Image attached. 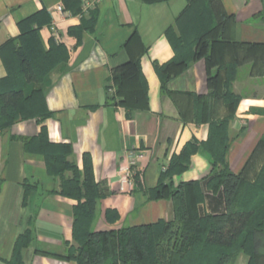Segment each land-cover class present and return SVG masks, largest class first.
<instances>
[{"label": "crops", "instance_id": "obj_1", "mask_svg": "<svg viewBox=\"0 0 264 264\" xmlns=\"http://www.w3.org/2000/svg\"><path fill=\"white\" fill-rule=\"evenodd\" d=\"M188 3L82 0L83 13L72 14L63 0H0V48L19 37L21 19L45 11L51 22L38 28L43 47L48 49L55 39L68 49L67 61L58 64L39 84L44 87L46 110L51 114L19 118L0 130V264H7L17 239L27 230L32 238L22 249L25 264H78L37 252L65 254L76 245L73 206L78 200L54 192L60 189L62 177L49 174L45 156L38 150L42 148L43 129L50 142L72 145L68 159L78 166L81 179L83 155H91L95 180L105 193L97 201L93 229L173 219L172 200H149L145 190L157 185L161 172L189 141L208 138L210 120L227 115L223 100L210 96L217 85L209 76L223 63L237 64L232 88L242 97L228 126L229 164L235 173L256 178L264 164V48L259 53L257 45L264 43V0H212L207 7L211 5L217 26L211 35L230 44L227 49L216 45L213 63L206 57L191 62L169 80L170 91L163 92L155 63L164 64L175 56L166 30L174 25L180 31L176 20ZM58 5L64 6L62 12ZM93 9L98 12L95 27L84 30L79 39L69 30L79 25L82 17H89ZM134 32L139 38H133L127 49L125 43ZM131 56L140 57L148 84V108L129 113L124 106L109 102V97L114 93V70ZM7 75L0 51V88ZM198 96L208 98L202 109ZM197 113L207 119L197 121ZM22 138L32 139L30 148H25ZM130 167L134 171L131 184L125 181ZM210 171L209 156L199 151L191 156L187 170L168 179L176 185L202 179ZM64 176L71 177L72 172L68 170ZM206 193L201 210L222 211V194ZM248 262L249 256L241 253L233 264Z\"/></svg>", "mask_w": 264, "mask_h": 264}, {"label": "trees", "instance_id": "obj_2", "mask_svg": "<svg viewBox=\"0 0 264 264\" xmlns=\"http://www.w3.org/2000/svg\"><path fill=\"white\" fill-rule=\"evenodd\" d=\"M81 1L63 0V3L72 14H82ZM211 2L189 0L176 20L180 31L177 32L174 25L167 28L175 56L164 64L155 63L163 92L170 91L169 80L186 70L191 62L206 57L213 63L216 45L220 43L226 47L230 44L211 35L217 26L211 16V5L207 7ZM97 14L96 9L91 10L89 17H82L81 23L69 31L80 39L84 30L94 29ZM34 22H37V27H32ZM49 22L51 18L45 11L21 19L19 25L22 32L19 37L9 39L0 48L8 68V75L1 82L4 86L0 88V130L11 126L19 118L38 115L44 118L51 114L46 110L44 87L39 84L58 64L67 61L68 49L55 39H51L48 49L43 47L38 28L42 23ZM133 38H139L137 32L125 43V48L130 47ZM257 45L261 53L264 43ZM262 62L264 66V56ZM237 74V64L227 62L209 76V81L217 85L210 96L223 100L228 109L227 115L210 120L208 138L189 141L179 154L172 157L168 168L161 172L157 185L145 190L149 200H172L174 218L170 220L93 229L96 204L105 193L95 180L91 155H83L84 174L81 179L78 166L68 159L73 152L72 145L50 142L46 129H43L40 134L42 148L38 150L45 156L49 174L62 177L60 189L54 192L78 200L73 206V239L76 245L65 254L37 252L74 260L78 264H233L244 253L249 256L248 264H261L264 164L256 178L251 180L243 173H235L228 160L231 147L228 126L242 98L232 88ZM112 81L114 93L109 97V102L124 106L129 113L148 108V84L139 56H131L118 66L113 72ZM219 84L224 89H218ZM197 99L201 109L208 102L204 96ZM206 119L199 115L197 117V121ZM22 141L25 148H30L32 139L22 138ZM199 151L205 152L211 161V171L207 176L176 185L172 179H168L187 170L191 156ZM68 170L72 176L65 178ZM135 181L138 184L140 179ZM207 190L222 194V211L201 210L200 205L205 200ZM31 238L30 230L19 236L7 264H25L22 249L30 243Z\"/></svg>", "mask_w": 264, "mask_h": 264}, {"label": "built area", "instance_id": "obj_3", "mask_svg": "<svg viewBox=\"0 0 264 264\" xmlns=\"http://www.w3.org/2000/svg\"><path fill=\"white\" fill-rule=\"evenodd\" d=\"M57 10L59 12H62L64 10V6L63 5H58L57 6ZM133 177H134V171H133V168L130 167V168H128L127 178L125 179V181H127V182H129L131 184L133 182Z\"/></svg>", "mask_w": 264, "mask_h": 264}, {"label": "rangeland", "instance_id": "obj_4", "mask_svg": "<svg viewBox=\"0 0 264 264\" xmlns=\"http://www.w3.org/2000/svg\"><path fill=\"white\" fill-rule=\"evenodd\" d=\"M213 193V192H212ZM211 193V194H212ZM213 194H217V193H213ZM212 194V195H213ZM221 194V193H220ZM261 243H262V245L260 246V252H261V256H262V259H261V264H264V238L263 237H261Z\"/></svg>", "mask_w": 264, "mask_h": 264}]
</instances>
